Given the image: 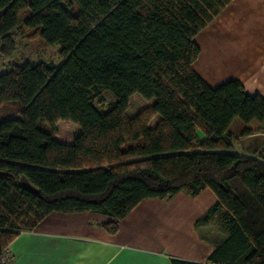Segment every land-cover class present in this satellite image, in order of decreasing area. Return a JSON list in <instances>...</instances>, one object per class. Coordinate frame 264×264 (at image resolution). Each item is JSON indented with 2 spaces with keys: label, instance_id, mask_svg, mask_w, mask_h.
Instances as JSON below:
<instances>
[{
  "label": "trees",
  "instance_id": "obj_1",
  "mask_svg": "<svg viewBox=\"0 0 264 264\" xmlns=\"http://www.w3.org/2000/svg\"><path fill=\"white\" fill-rule=\"evenodd\" d=\"M233 0H0V54L24 26L59 46L61 62L30 60L0 71V254L51 213H93L117 233L144 199L210 189L227 237L206 263L264 264V148L236 153L229 131L264 133V97L234 78L213 87L193 69L196 34ZM152 101L130 115V98ZM156 123L152 126L153 119ZM60 120L78 133L57 139ZM26 177L37 193L23 187Z\"/></svg>",
  "mask_w": 264,
  "mask_h": 264
},
{
  "label": "crops",
  "instance_id": "obj_2",
  "mask_svg": "<svg viewBox=\"0 0 264 264\" xmlns=\"http://www.w3.org/2000/svg\"><path fill=\"white\" fill-rule=\"evenodd\" d=\"M195 41L200 54L193 69L207 84L217 87L236 78L250 94L264 97V0L231 1L196 34ZM249 138L261 139L264 133L238 135L237 142ZM249 149L234 151L250 155ZM180 201L197 205L185 224L186 234L181 228L183 216L173 217L169 210ZM215 202L210 189L196 197L180 191L168 199H144L114 234L101 226L110 220L104 215L54 212L35 229L20 232L7 248L15 264H172V258L206 263L227 237L221 217L202 220ZM213 221L217 228L211 227Z\"/></svg>",
  "mask_w": 264,
  "mask_h": 264
},
{
  "label": "rangeland",
  "instance_id": "obj_3",
  "mask_svg": "<svg viewBox=\"0 0 264 264\" xmlns=\"http://www.w3.org/2000/svg\"><path fill=\"white\" fill-rule=\"evenodd\" d=\"M26 17V14L23 13L21 15V23L17 26V28L13 31V38L15 40V44L17 45V50L14 52V54L8 58L3 57V55L0 54V71H5L7 67L11 63H21L25 61L30 60H42L45 59L47 61H56L61 62L62 56L59 53V46L53 45L49 46L44 44L39 38L33 37L31 30L27 29L24 26V19ZM1 40H0V49H1ZM130 106L128 108V112L130 115H136L138 112H140V109L151 105L153 103L152 101H148L141 97L138 94H134L130 98ZM18 108L13 103L8 104H2L0 106V120L8 119L9 116L17 115ZM156 123V118L152 121V126ZM246 125L239 119H236V121L231 125L229 128V131L234 134L236 137L242 133V129ZM58 134L57 139L65 140L66 142H72L74 140L75 135L78 133L79 127L72 121L68 120H60L58 125ZM239 140V139H237ZM252 141H256L255 143H252ZM237 142V141H236ZM254 144V145H253ZM249 148L248 150L250 154H252L254 150H262L264 148V138L261 139H245L244 141H238L237 144L235 143V150L236 149H242V148ZM251 150V151H250ZM195 207V209H194ZM171 208V209H170ZM169 210L173 213V217H175L176 214H179L180 216H183L182 218L184 221L182 222L181 228L183 230V233L186 232L185 224L190 222V219L192 218V212L197 211V205L191 206V204L180 201L177 205L170 206ZM164 213H167L166 208L163 209ZM182 219V220H183ZM211 227L217 228L215 221L211 223ZM183 238H185V235H183Z\"/></svg>",
  "mask_w": 264,
  "mask_h": 264
},
{
  "label": "built area",
  "instance_id": "obj_4",
  "mask_svg": "<svg viewBox=\"0 0 264 264\" xmlns=\"http://www.w3.org/2000/svg\"><path fill=\"white\" fill-rule=\"evenodd\" d=\"M0 264H15L14 256L7 247L4 248L3 253L0 254Z\"/></svg>",
  "mask_w": 264,
  "mask_h": 264
},
{
  "label": "water",
  "instance_id": "obj_5",
  "mask_svg": "<svg viewBox=\"0 0 264 264\" xmlns=\"http://www.w3.org/2000/svg\"><path fill=\"white\" fill-rule=\"evenodd\" d=\"M21 185L35 193H37V189H35L31 184L30 182L28 181V179L24 176L22 179H21Z\"/></svg>",
  "mask_w": 264,
  "mask_h": 264
}]
</instances>
